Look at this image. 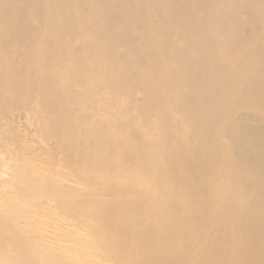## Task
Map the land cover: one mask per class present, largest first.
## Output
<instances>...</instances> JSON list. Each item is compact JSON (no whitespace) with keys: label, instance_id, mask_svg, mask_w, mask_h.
<instances>
[{"label":"bare ground","instance_id":"bare-ground-1","mask_svg":"<svg viewBox=\"0 0 264 264\" xmlns=\"http://www.w3.org/2000/svg\"><path fill=\"white\" fill-rule=\"evenodd\" d=\"M0 149V264H264V0H0Z\"/></svg>","mask_w":264,"mask_h":264},{"label":"rangeland","instance_id":"rangeland-1","mask_svg":"<svg viewBox=\"0 0 264 264\" xmlns=\"http://www.w3.org/2000/svg\"><path fill=\"white\" fill-rule=\"evenodd\" d=\"M19 134H20L23 138H25V132H24V131L19 132ZM27 138H28V136H26V139H27ZM34 143H35V144H34ZM34 143H33V144H34L35 146L31 143L34 147H40V145H39L37 142H34ZM1 150H2V152H1ZM0 152L2 153V154L0 153V161H2V160L6 161L8 158H6V156L3 155V153H5V152L3 151V149H0ZM5 179H6V177H4L2 180H5ZM5 193H6V192H1V191H0V194H2V195H3V194L6 195ZM2 195H0V196H1L0 199L2 198ZM8 195L13 196L14 199H15L17 196H19V195L16 196V195H14V194L12 195V194H10V193H8L7 196H8ZM7 196H3V197H6L5 199H8V201H9L10 199H12V197H11V198H8L9 196H8V197H7ZM15 196H16V197H15ZM18 198H19V200H18ZM18 198H17V201L14 200V202H18V201L21 200V197H18ZM3 199H4V198H2V203L4 202ZM5 201H7V200H5ZM10 201H11V204H13V201H12V200H10ZM26 202H27V201H26ZM0 203H1V200H0ZM6 203L8 204L9 202H4V203H3L5 207H6V205H7ZM27 203H28V202H27ZM3 204H1L0 207L3 206ZM9 204H10V203H9ZM5 207H4V208H5ZM2 209H3V208H2ZM2 209H0V212H1V213H3V211L5 212V210H4V209L2 210ZM1 210H2V211H1ZM23 210L26 211V210H28V209L25 208V209H23ZM31 211H32V210H31ZM1 213H0V214H1ZM3 214H4V213H3ZM3 214H1L0 217H1ZM55 217H56V216H54V215H49V216H48V218H50V219L53 218L52 220H54ZM60 217H61V215L59 216V218H60ZM60 219H61V218H60ZM56 221H57V220H56ZM27 227H28V226H27ZM30 227L34 228L33 225H31ZM23 229H25V228H23ZM21 230H22V229H21ZM22 232H24V231L22 230ZM22 235H23V233H22ZM50 242H53V241H48V243H50ZM48 243H44V245L46 246V245H48ZM60 248H61V249H64V248H66V247H65V246H61Z\"/></svg>","mask_w":264,"mask_h":264}]
</instances>
